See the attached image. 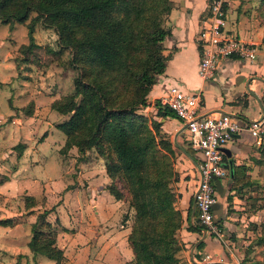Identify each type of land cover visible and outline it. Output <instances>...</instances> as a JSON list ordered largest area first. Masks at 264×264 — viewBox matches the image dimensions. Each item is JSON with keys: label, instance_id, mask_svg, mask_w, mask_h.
Here are the masks:
<instances>
[{"label": "crops", "instance_id": "obj_1", "mask_svg": "<svg viewBox=\"0 0 264 264\" xmlns=\"http://www.w3.org/2000/svg\"><path fill=\"white\" fill-rule=\"evenodd\" d=\"M212 1L171 0V9L164 19V26L170 29L171 35L163 40L164 53L170 54V57L166 61L164 72L157 76L156 82L149 90L146 104L142 108L145 114L160 121L161 130L172 143L175 155L173 164L177 171V178L172 183L178 192L176 195L180 200L178 207L184 216L180 230L183 246L179 257L182 264H235L236 261L228 252L229 246L227 247L226 242L240 236L239 233H235L240 227V223L237 222L243 221L249 213H253L252 210L259 208L255 205L258 200L257 195L260 190H264V146L258 145L247 131L237 133L226 145L229 154L226 163L228 176L224 178L225 195L223 200H217L219 206L214 210L216 221H221V224L225 226V230L224 226H221L224 239H219L215 235L206 236L201 226L199 230H191L187 227L186 215L189 210L191 212L189 221L199 226L193 213L196 209L194 192L198 182L200 153L191 147L188 131L181 119L170 114L158 115L156 102L169 92L171 85H176L184 92L198 94L200 111L203 114L218 115L226 112L243 122L264 116V28L244 15L238 14L237 11H233L230 0H223L226 17L224 30L228 35L253 42L256 48V57L250 61L229 56L221 62L216 73L210 79H203L198 73L201 49L198 39L199 32L202 25L208 21L209 6ZM12 29L13 27L10 25L4 32L6 38L0 37V66L2 64L1 54L9 48L11 51L17 49V45L13 44L15 39L12 36ZM11 51L10 56H12ZM8 64L11 69L14 68L12 59ZM1 69L0 71H2ZM5 82L6 77L0 72V84L3 83L4 86ZM5 86L4 89L0 88L2 91V97L0 96V172H2L0 178V219L11 218L14 224H0V242H3L4 245L10 244L5 249H12L0 252V264H16L18 260L20 264H55L53 260L40 254L34 260L27 244L30 239V224L36 219L39 210L47 208L45 200L47 201L50 197L52 183L57 184L61 181L64 186H69V189L64 192L63 201L58 204L60 208L57 211L59 213H56L54 217V220L58 218L60 225L64 228H59L56 242L66 257H70V255H66L69 253L68 249L72 253L78 249L76 245L78 233L70 229V221L64 220L63 216L65 211L70 208H82L83 197L78 198V194L86 191L87 202L94 209V213H98L100 203L103 205V209L106 208V211L107 208L110 209L107 213L111 212L112 206L117 200L106 188L109 177L101 156H98L95 162L93 160L82 163L84 173L79 171L76 174L74 171L72 177L66 175L69 171L64 164L63 155L57 151L63 146L65 135L56 127V122L52 123L46 120L45 114L43 116L44 111H48L50 116L56 115L55 110L45 104L49 102V99L45 102L44 99H41L43 96H35L34 91L30 90L28 94L26 93V98L34 99L33 112L13 116L8 121L4 119L12 111L20 112L17 109H21L25 104V102L19 105L14 102L10 104L11 90ZM14 91V96H18V94L25 96V93L20 90L14 89ZM40 101H44V103ZM161 105L162 109L164 105ZM168 110L170 109L168 108ZM40 112L42 115L38 116L37 114ZM14 128L18 130L17 137L8 134L7 130H14ZM262 128L264 129V123ZM39 133L40 138H36ZM53 135L58 137L57 141ZM21 136L23 139L25 137V141L17 139L22 143L20 150L6 148V142H13L12 138ZM33 136H35L37 144L30 147L25 142L33 141ZM55 143L57 144L55 145ZM68 151L72 155L78 153L75 146H72ZM52 160L59 161L55 170L58 176L55 178H52L49 168ZM67 160H71V157H68ZM86 172L89 178L86 177L88 176ZM83 180L85 187L82 190L79 185ZM25 195L33 196L36 204L29 208L26 207L24 205ZM6 202H10L9 207L5 206ZM52 212L55 211L52 210L50 213ZM50 213L47 218L54 222L50 218ZM107 215L109 217V214ZM228 229L231 230L232 238H229L226 233ZM16 233L20 238L17 249L13 248L15 246L13 241L15 242L17 239L14 237ZM127 236L128 234L124 240L128 245L127 250L130 257L132 251ZM87 241L89 240L87 239ZM114 246L116 253L121 255L119 253V249L122 248L120 243Z\"/></svg>", "mask_w": 264, "mask_h": 264}, {"label": "trees", "instance_id": "obj_2", "mask_svg": "<svg viewBox=\"0 0 264 264\" xmlns=\"http://www.w3.org/2000/svg\"><path fill=\"white\" fill-rule=\"evenodd\" d=\"M171 6V0H0L1 23H24L35 12L26 25L29 42L19 46L24 51L39 46L33 31L40 19L55 30L59 50L71 53L77 69L73 91L51 102L52 109L68 115L56 123L65 135L61 148H95L111 179L106 188L116 199L124 196L116 180L122 182L134 209L127 236L131 264H182L178 252L184 216L172 187L177 178L172 143L160 121L141 111L170 57L163 40L171 35L164 26ZM156 104L158 115L176 116L165 105L162 111L159 101ZM35 204L33 196H24L26 207ZM52 210L38 211L27 244L34 260L40 254L61 264L65 256L56 236L63 227L58 218H47ZM190 213L187 227L199 230L200 225L189 221ZM0 224L14 221L0 219ZM217 224L222 226L221 221Z\"/></svg>", "mask_w": 264, "mask_h": 264}, {"label": "rangeland", "instance_id": "obj_3", "mask_svg": "<svg viewBox=\"0 0 264 264\" xmlns=\"http://www.w3.org/2000/svg\"><path fill=\"white\" fill-rule=\"evenodd\" d=\"M230 1L232 3L231 8L233 11H237L238 14L240 13L244 15L247 19L255 21L256 23H258V25L264 28V0ZM34 15L35 12H32L29 18L24 23H20L17 21L9 23L13 27L12 36L15 39L13 40V44L17 45V49L11 51V48H9L1 54L2 64L0 66V69L2 68V71L0 72H2L6 77L4 86H7H5V88L8 87L11 90V94L9 96L10 104L14 102L16 103V105H19L22 102H25V104H23L24 106L21 108L22 110L17 109L20 110V112L12 111L9 116H6L4 118L7 119V121L10 120V118L13 116L26 114L25 111L27 109L34 107V99L29 98L28 100V98H26V93L28 94L30 90L34 91L35 96H43V98L41 99H44L45 102L47 99H49V102L45 104H48L50 108L51 102L54 99L65 94H69L73 91V79L77 73V69L74 68L71 64L70 51L67 49L63 51L59 50L57 34L52 27L44 25L39 19L34 23L33 31L34 41H36L39 46L33 47V49L30 51H24L23 48L19 47L20 45L29 42L26 25L29 21H31V18ZM9 24H4L0 21V37L4 39L6 38V36H4V32L8 30L10 26ZM10 51L12 56H10ZM11 59L14 65V68L12 69L10 68V64H8L9 60ZM7 69L13 71L10 72L9 70L6 72L5 70ZM9 75L11 76L9 77ZM0 86L1 89H4L3 83H1ZM14 89L18 91L20 90L22 91V93L24 92L25 96H23L22 94L14 96ZM1 95L2 91H0V96ZM40 102L44 103V101ZM141 111L143 112L142 108ZM32 112L33 111H31L30 114ZM55 112L56 115L52 114L50 116L48 111H44L43 116L45 114V119L51 121L52 123H58L68 117V115L66 114H61L57 111ZM37 115L40 116L42 114L40 112ZM7 131L9 132V135L13 134L16 137L18 136L17 128H14V130L8 129ZM38 135H40V133L37 134L36 138H40ZM29 137H32V135H29ZM53 137L56 138L57 141L58 137H56V135H53ZM33 138V141L28 143L25 142L27 145H30V147L37 144L35 136H33ZM12 139H14L13 142H6V148L13 149L15 151L16 149L20 150L19 148L21 147L22 143L19 141L23 139V136ZM17 139H19V141ZM16 140L19 143H16ZM56 144L57 143H55V145ZM68 150L63 151L62 148H59V150H57L63 155L64 164H66V169L67 171H69L66 173V175L68 176H71L74 171H76V174L79 171L84 173L85 171L82 169L83 166H81V164L93 160L95 162V159L100 156L95 148L86 149L84 152L77 151L78 153H75L74 155L70 154V151ZM68 157H71V160H67ZM57 165H59V161L56 160H52L49 164V168L53 176L52 178L58 176L55 172V170L57 169ZM97 169L98 167L96 168V171ZM1 175L2 172H0V178ZM86 175H88L87 172ZM86 177L89 178V175ZM110 182L111 179L109 178L107 184ZM84 183L85 181L83 180V182L79 185L81 189H84ZM116 184L118 186V189L124 192V196L121 199H116L117 202H114L111 212L107 213V211H110V209L107 208L106 211V208L104 207L103 209V205L100 203L98 213H94V209L87 202V195H85V190L82 191V193L78 194V198H80V196L83 197V199L81 200L82 208H70L65 211V215L63 212L64 220L67 219L66 221H70V229H72L73 232L78 233L76 240L78 249H76V252L73 253L68 249L67 252L69 253H66V255H70V257L65 256L61 264H131L133 254H131L130 257L128 256V245H126L124 237L126 236V234H128V231H130L131 225L134 222V209L129 204V196L124 189L122 182L120 180H116ZM224 186L225 179H221L220 188L216 190V198L219 201L223 200L224 198ZM172 187L175 191V194L178 195V192L175 186H173V183ZM51 189L52 191L50 193L49 199H47V201L45 200V207L54 209L53 211L55 212L50 213V218L54 220L55 214L59 213L58 211L60 207H58V204L59 202L63 201L64 192L69 189V186H64V184L60 181V183L57 184L52 183ZM44 198L46 199V196H44ZM257 199L258 200L256 201L255 205H257V207L259 208L256 210L247 208L249 210H252L253 213H249L243 221L237 222L240 223V227L239 229H237V231H234L235 233H239L240 236L229 239L228 242H226L227 247L229 246L228 252L231 253V257L235 259V261H240L242 264H264V243L259 242V239L261 237L264 238V190L259 191ZM9 203L10 202H6L5 206L9 207ZM175 203L177 207L180 205V200L177 199V196ZM106 213L109 214V217ZM60 227L62 226L60 225ZM18 233L14 235V237L17 238L15 242L13 241V244L15 246L12 245L15 249H17V245L20 242V238L17 237ZM226 233L228 234L229 238H232L230 229H228V232L226 231ZM112 237H114V239H112ZM87 239L89 241H87ZM118 243H120V245L122 246V248L119 249V253H121V255L116 253V247L114 246ZM8 245L10 246V244L4 245L3 242H0V252L9 251L7 249L11 248L5 249ZM179 255L180 251L178 252V256Z\"/></svg>", "mask_w": 264, "mask_h": 264}, {"label": "built area", "instance_id": "obj_4", "mask_svg": "<svg viewBox=\"0 0 264 264\" xmlns=\"http://www.w3.org/2000/svg\"><path fill=\"white\" fill-rule=\"evenodd\" d=\"M225 24L223 0H213L208 21L202 25L198 38L201 43L198 73L203 79L212 78L221 62L229 56L250 61L256 57L254 43L228 35L224 30ZM159 102L181 119L188 131L191 147L200 153L194 192L197 223L206 236L215 235L223 240V231L215 221L213 206L217 198L214 177L221 180L228 176L225 148L235 134L247 131L258 145L264 146V116L243 122L226 112L203 114L198 94L184 92L176 85H171ZM235 264L242 263L236 261Z\"/></svg>", "mask_w": 264, "mask_h": 264}, {"label": "water", "instance_id": "obj_5", "mask_svg": "<svg viewBox=\"0 0 264 264\" xmlns=\"http://www.w3.org/2000/svg\"><path fill=\"white\" fill-rule=\"evenodd\" d=\"M226 152H227V155L229 154V150L227 148H225ZM214 180H215V185H216V190L220 188V180L218 177H214ZM219 206V202H216L214 204V210ZM216 221V219H215ZM217 222V221H216Z\"/></svg>", "mask_w": 264, "mask_h": 264}]
</instances>
